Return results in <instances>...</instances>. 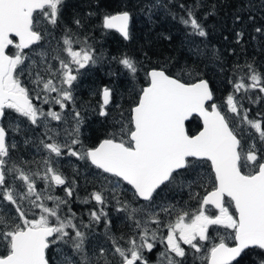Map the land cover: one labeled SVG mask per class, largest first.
Wrapping results in <instances>:
<instances>
[{"label":"snow or ice","instance_id":"6c2138e0","mask_svg":"<svg viewBox=\"0 0 264 264\" xmlns=\"http://www.w3.org/2000/svg\"><path fill=\"white\" fill-rule=\"evenodd\" d=\"M65 7L66 0H0V264H189L190 256L204 264H238L251 249H259L261 257L253 264H264V113L253 118L244 104H264V95H247L264 94V72L255 61L237 63L228 81L232 91L217 103L196 61L223 63L222 56L198 16L201 0L181 3L179 22L193 63L173 71L175 65L165 61L144 70L139 85L141 63L127 54L111 57L133 79L128 107L116 103L103 138L88 145L81 139L84 117L75 92L81 69L102 62L103 56L80 34L94 14L74 15L69 24ZM240 7L255 23L251 0ZM215 14L212 5L204 18ZM98 19L103 29L131 40L128 10ZM237 22L235 43L242 45L248 35L244 16L234 15ZM253 31L264 37V24ZM197 37L203 38L199 44ZM101 94L99 116L107 118L115 89L105 86ZM194 117L202 121L195 132L187 126ZM18 135L44 153L39 161L16 155ZM65 156L96 170L92 175L99 188L82 203L99 207L88 211L87 223L72 208L79 197L75 178L62 171ZM204 165L209 175L198 171ZM174 188H187L197 207L158 202L162 191ZM195 188L204 189L202 198ZM110 210L123 214L127 233L113 231ZM101 224L104 232L97 234ZM212 226L227 235L212 240ZM158 245L162 250L153 261Z\"/></svg>","mask_w":264,"mask_h":264},{"label":"trees","instance_id":"16d2710c","mask_svg":"<svg viewBox=\"0 0 264 264\" xmlns=\"http://www.w3.org/2000/svg\"><path fill=\"white\" fill-rule=\"evenodd\" d=\"M121 2L123 3H120L119 0H73L67 3L64 14H66L67 19L71 20L74 15L87 17V14L90 12L93 14L96 13L95 15L99 16V14L114 13L121 9L128 10L132 13V20L130 21L132 38L131 40H125L120 35L113 32V39L110 37L107 38V44L105 45L109 51H115L117 55L127 54L138 59L140 62H144L145 70L155 67L158 64H163L168 60H171V63L175 65L173 71L182 67L185 62L189 65L193 63L192 55H190V52L186 50L182 44L181 37H186V29L179 22V16L184 13L178 7V2L190 6L193 4V0H121ZM201 2L203 5V7H201L203 15L205 12H211L212 5L216 6V14L209 15L206 19H209L207 24L210 26L213 25L216 30H220V32L215 36L210 34V42L213 41L214 45L220 46L221 51L225 44L229 45L231 49H237V52L246 51L247 57L250 60L259 61V65L264 67V46L260 47L253 45L249 41L246 43V47L242 49L239 48L240 45L235 43L234 30L240 29L241 24L236 23L234 25L233 17L238 13L237 10L241 9V4H247L249 0H201ZM173 15L177 18L173 19ZM96 16H94L93 20L87 18L85 27L82 29L85 35H94V22L97 21ZM260 24H264L263 15L255 25L245 21V30L248 31L252 29V27L254 28ZM166 37H171V39H166ZM225 37H227V39H225ZM259 41L261 42L259 45H264L263 40L259 39ZM145 53L147 54V58L145 57ZM196 63L199 69H202L204 66V62L196 61ZM230 64L233 67L235 63L232 61ZM203 73L205 78L210 80V85L214 89L218 101L226 86V76L224 74H219L218 71L211 66L206 67ZM143 79L144 74L140 71L136 77V81L139 82V85H142ZM102 84H105L104 81ZM132 84L133 79L130 75L118 76L115 85H112L116 93L113 98L115 104L119 103L123 105L125 109L128 107L127 101ZM85 97L87 98L88 96L86 95ZM112 104L109 105V110L110 113L112 112V115L110 114L109 117L100 119L93 117L87 121L85 132H83V140L86 144H95L99 139L103 138L108 122L111 121L113 115L116 114L115 107H111ZM199 125L200 122L196 117L187 124L188 127H199ZM93 171L94 169H87L86 175L84 176V189L88 190V192L94 189L93 184L95 180L92 175ZM164 191L168 193L170 190L165 189ZM73 204H75V201ZM85 206L92 207L94 206V202H91L90 205H84V207ZM121 225L122 222L119 220L118 226L120 227ZM259 251V249L246 250L245 254H243L241 258H238V264H253L254 261L258 262L261 258L258 255ZM234 264H237V262H234Z\"/></svg>","mask_w":264,"mask_h":264},{"label":"rangeland","instance_id":"374dc122","mask_svg":"<svg viewBox=\"0 0 264 264\" xmlns=\"http://www.w3.org/2000/svg\"><path fill=\"white\" fill-rule=\"evenodd\" d=\"M72 1L73 0H66V5H67V3L72 2ZM119 2L123 3V2H121V0H119ZM179 4H181V2H178V5ZM251 4L253 6L254 13L258 14V11L260 10V0H251ZM237 11L239 13H242L243 11H245V14H241V15L244 16V22L248 21L247 20V8L238 9ZM95 14L92 15L91 17H88V18H90V20H93L94 16H96ZM64 15H65L66 21H68V23L70 24L71 20L67 19L66 14H64ZM262 15L264 16V13H260V19H261ZM198 16H199L200 19L203 20V22L205 24L208 23L209 19H205L204 18V15H203V13L201 11V8L198 10ZM96 18H97V21L94 22L95 23L94 24L95 25V28H94L95 33H94V35H92V36L85 35L83 33V31L80 30V34L82 36H88L89 37L88 43L91 44L96 49V54L103 56L102 62L96 63L94 65H88V66H86L85 69H81V73L82 74H81V76L79 78V81H78V88L76 89V92H75V95L77 97V105H76V107H77L78 110L82 111L81 115L84 117V122L80 126L81 139H83V132H85L86 123H87V121L89 119H91L93 117H96V118H99V119L103 118V117L99 116V105L102 103V99H101L102 89L105 86H108V87L112 88V85L113 86L115 85L119 75H128L127 74V70L124 69L122 65L116 63L114 60L111 59V57H119L121 55H116V56L110 55L108 53V49L105 46L107 44V38H109V36L111 35V29L110 30L109 29H103L101 27V25H100V20L98 19V15L96 16ZM258 20L259 19H257L255 21V23H252V22H249V21L248 22L251 23L252 25H255ZM237 23H239V22H237ZM206 26H207V30L209 31V33L212 34L213 36L217 35L220 32V30H216V28L213 25L210 26L209 24H207ZM73 28H74V26H73ZM252 29H254V28L252 27ZM238 30L239 29L234 30V32L238 31ZM60 31L61 30L57 29V30L54 31V34L57 37H59ZM252 36H254V35H252V34L249 35V37L251 38V43L253 45H257V46H260V47L264 46V45H259L261 43L259 41V39L263 40V44H264V37H260L259 35H257L255 33V36L257 38L254 40V39H252ZM194 39H195V42L197 44H199L200 40H202L203 38H198L197 37V38H194ZM181 40L183 42L182 43L183 47L186 48V50L189 51V47L185 43L186 37L185 38L181 37ZM208 41H210L209 37H208ZM211 44L214 45L213 41H211ZM55 46H56V42L53 41V47H55ZM74 47H78V45H74ZM215 47H216V49L219 50V54L222 56L223 63H221L220 61H217L216 63H211V62H208V61H204V66L200 70L203 72V70L206 67L211 66L216 71H218L219 74H224L226 76V83H225L226 86L224 87V92H223V94L220 96V98L217 101V103H221L226 98L228 93L232 91V84H230L228 81H229V79H233L234 78V73L232 71L233 67L237 63L241 64V61H240V58H239L240 54H239V52L236 51L237 49L233 51V49H231L229 47V45H226V44L222 47V49H223L222 51H221L220 46L215 45ZM258 50H259V48H258ZM244 60H246V59H243V61ZM232 61L235 63L233 67L230 64ZM51 63H53L56 67L59 66L58 65V61L52 60ZM140 63L142 65L141 72H142V74H144L145 63L144 62H140ZM113 73H115V74L113 75ZM236 75H239V73H237ZM101 81L102 82L104 81L105 84H102ZM90 83H92V84H90ZM51 95L55 96L56 93H52ZM82 95H83V97H82ZM86 95L88 96L87 98L85 97ZM237 95L239 96L241 94H237ZM247 95L255 96V95H264V94L259 93L258 90H253L252 92H249ZM244 104H245V107L250 108V103L247 100L244 101ZM47 107H49V106H47V105L45 106L46 110H47ZM51 107H53L54 110H59L54 105H51ZM111 107H113V108L115 107V100H114L113 104L111 105ZM111 115H112V112H111ZM114 116H116V114H114L113 117ZM255 116H251V117L254 118ZM58 123L59 122L53 121L52 125L55 127V126L58 125ZM25 138L26 137H24V136H19V135L17 136V140L20 143V151L17 152L16 155L17 156L22 155L24 157V159H27V160L35 158L37 161H39L41 159V156L44 155V153L43 152H37L35 147H31L30 145H25L23 143V140ZM69 158L70 157H68L69 166L70 167H76L78 165V166L82 167V169L85 172L84 174L86 175V170L89 169V168L84 166L85 162L84 161H77L75 157H73L74 160H69ZM198 171L202 175H206V172H205L204 169H199ZM77 172L78 171L76 169L70 168L69 172H68V177L69 178H73L74 177L75 179H78V178H80L83 175L82 173H78L77 174ZM84 184H85V179H83L81 181V185L85 186ZM95 184H96V182H95ZM209 189H210V186H209L208 190ZM184 190H185V192L182 193V195L175 197V199H176L175 201H174V197H173L172 194H168L166 192H161L160 196L158 197V202L159 203L176 204L178 207H182L183 206V207H186L188 210L195 209L197 207L196 201L189 200L188 189L184 188ZM58 191H59V189H57V192H56L57 195H63V193L59 194L60 191H59V193H58ZM76 191H77L79 199H75V204H72V208H73L74 211L77 212V214H83L84 221H85V223H87L88 222L87 213H88V211L91 208L95 207V203H94V206H92V207H87V206L84 207V205H90L91 203L84 204V203H82V200L90 192H92L93 189L91 191H89V192H88V190L81 191L80 189H76ZM177 191H179V189ZM194 191L199 192L201 198L205 194V191H204L203 188H195ZM49 204H51V202H49ZM115 213L119 214L120 217L118 219H121L123 221V214L117 213V212H115ZM85 216H86V220H85Z\"/></svg>","mask_w":264,"mask_h":264},{"label":"flooded vegetation","instance_id":"af4514ba","mask_svg":"<svg viewBox=\"0 0 264 264\" xmlns=\"http://www.w3.org/2000/svg\"><path fill=\"white\" fill-rule=\"evenodd\" d=\"M239 13V12H238ZM260 10L258 11V14H256L257 15V19H260ZM239 14H245V11H243L242 13H239ZM113 32L115 33V31H112L111 30V35L109 36L111 39H113ZM247 33H248V35L246 36V38H245V42L242 44V45H240L239 46V48H244V47H246V43L247 42H251V38L249 37V35L250 34H255L254 33V31H253V29H251V30H248L247 31ZM108 49V48H107ZM108 53L110 54V55H114V56H116L117 54L115 53V51H109L108 50ZM239 54H241V57H240V61H241V65H243L246 61H252V60H250L248 57H247V54H246V51H244V52H239ZM243 55V56H242ZM243 59H246V60H244L243 61ZM259 61H255V66H256V68L259 70V71H261V72H264V67H262L261 65H259ZM101 83H102V81H101ZM256 92V91H255ZM80 93V92H79ZM82 97H83V95H82ZM54 106H56L58 109H59V106L58 105H54ZM250 109H251V112H250V116H255L256 115V113H264V104H259V103H250ZM81 113H82V111L81 110H79ZM95 113V112H94ZM193 132H195V131H198V129H199V127H189ZM69 160H74L73 159V157H70L69 158ZM60 163H61V165H62V171L65 173V175H67L68 176V172H69V169L70 168H74V169H76L77 171H78V173H82L83 175L80 177V178H78V180L77 179H75L76 180V183H77V189H80L81 191H84L85 189H84V186H82L81 185V181L83 180V179H85L84 178V176H85V172H84V170L82 169V167H80V166H76V167H70L69 166V162H68V157L67 156H65V157H62V158H60ZM200 169H204L205 170V172H206V175H209L210 174V172H209V168H208V166L207 165H204L203 167H201ZM94 171H96V170H94ZM95 182H96V184H95ZM95 182H94V184H93V186H94V188L96 189V190H98V188H99V181H96L95 180ZM94 190V189H93ZM178 189H171L169 192H168V194H172L173 195V197H174V201L176 200L175 199V197H177V196H180V195H182V193H184L185 192V190H181V189H179V191H177ZM209 190H211V188L209 189ZM59 191H60V193H59ZM59 191H58V193L59 194H62L63 192L59 189ZM162 192H166V191H162ZM95 207H99L98 205H95ZM210 208H211V206H209ZM109 208L111 209V205L109 206ZM212 211L214 212L215 210L214 209H212ZM110 215H111V217L113 218V221H114V223H113V231L114 232H117V234H119L120 232H125V233H127L128 232V228H127V226H126V224L121 220V219H118L119 217H120V215L119 214H116L115 213V211H111L110 210ZM85 220H86V216H85ZM119 220L122 222V225L119 227L118 226V222H119ZM165 231H166V229H165ZM230 231V230H229ZM95 232L97 233V234H101V233H103L104 232V227H103V225L101 224V225H97L96 226V228H95ZM227 235V231L226 230H224L223 228H219V227H217V226H212L211 228H210V236H211V239L212 240H216L217 239V237L218 236H226ZM229 242H231L230 241V238H229ZM206 246H210V245H206ZM185 247H187V246H185ZM162 250V246H159L158 245V247H157V249L151 254V256H150V259L151 260H155L156 259V254H157V252H159V251H161ZM189 264H204V262H203V260L202 259H196V260H194L193 261V259H192V257L190 256V258H189Z\"/></svg>","mask_w":264,"mask_h":264},{"label":"water","instance_id":"95a60500","mask_svg":"<svg viewBox=\"0 0 264 264\" xmlns=\"http://www.w3.org/2000/svg\"><path fill=\"white\" fill-rule=\"evenodd\" d=\"M114 14V13H113ZM114 31H116L115 29H113ZM117 32V31H116ZM120 36H122L119 32H117ZM199 119V118H198ZM200 121V120H199ZM202 123V121H200V124ZM199 130V129H198Z\"/></svg>","mask_w":264,"mask_h":264}]
</instances>
